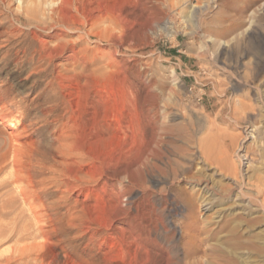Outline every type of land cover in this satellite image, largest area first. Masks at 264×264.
I'll use <instances>...</instances> for the list:
<instances>
[{
    "label": "rangeland",
    "instance_id": "rangeland-1",
    "mask_svg": "<svg viewBox=\"0 0 264 264\" xmlns=\"http://www.w3.org/2000/svg\"><path fill=\"white\" fill-rule=\"evenodd\" d=\"M18 1H11V10L29 6L55 27L30 40L18 27L8 43L3 34L16 25L0 8V108L18 122L16 138L0 116V257L20 249L25 258L14 264H158L137 258L132 236L121 221L113 222L117 199L106 184L111 159L125 136L142 138L141 106L152 93L160 120L174 125L177 144L197 124V143L205 140L211 149L205 147L210 165L220 143L201 127L214 123L213 133L242 134L237 155L244 174L260 166L247 152L256 146L259 117L248 118L247 110L236 125L231 116L240 100L256 107L264 102V0ZM235 38L244 47L233 49ZM25 39L32 44L27 56ZM44 43L53 47L50 59L41 57ZM203 160L198 157V168L204 165L219 181ZM151 184L162 186L155 179ZM191 184L182 181L180 192L168 196L166 225L152 233L160 242L161 233L170 234L175 246L167 245L181 250L208 248L213 242H204L202 227L218 231L230 213L199 203L196 224L174 198Z\"/></svg>",
    "mask_w": 264,
    "mask_h": 264
},
{
    "label": "bare ground",
    "instance_id": "bare-ground-1",
    "mask_svg": "<svg viewBox=\"0 0 264 264\" xmlns=\"http://www.w3.org/2000/svg\"><path fill=\"white\" fill-rule=\"evenodd\" d=\"M11 1L12 0H0V8L3 7L4 10L11 15V19H13L14 25H16L15 27L13 26L14 28H12L11 25V28H8L9 30L3 34L7 37L6 40L8 43H12L16 38L14 34L18 27L24 29L22 32L23 35L26 36L24 37L26 39L37 36V31L42 32L48 29H54V25L46 24V22H44L45 20H42V18L38 16L39 11L31 9L29 6H18V8H20L17 11L11 10ZM22 1L23 0H20V2H18L21 4ZM38 2L40 3V0ZM43 14H45V12ZM3 15L0 12V17ZM53 18L56 25V17ZM4 20L5 19H3V22H5ZM6 20L8 19L6 18ZM32 38L38 39V37ZM26 39L24 42L27 41ZM238 39L235 38L232 42V45L234 43L233 49L239 50L244 47L245 43ZM41 42L43 43L42 40ZM46 43L43 44L42 50L40 51L41 57L43 54L42 59H50L54 56L53 51H51L53 47L52 49L49 48L51 46ZM224 43L226 44L227 42ZM31 47L32 44H30V41L29 43L25 42V48L23 49L25 56L29 55ZM257 76L259 75L257 74ZM257 76H254V81H256ZM146 92L147 91L143 93L145 94ZM148 92H150V90ZM151 95L152 93L148 94L145 99L143 98L144 102H142L141 106L145 128L142 138L138 140L135 137L130 138L125 136L123 138L124 143L122 148L119 149V152L114 154L111 159L112 167L107 175L111 182L109 181L110 183L107 182L106 184L109 185L111 194L117 199V204L114 208L116 210L113 215V222L121 221L124 224V231L132 236L138 251H141L140 257L137 254V258L141 260L143 258V260H148V262L157 261L158 264H262L264 262V145L262 146V144H264V102H261L262 106L256 107L249 102L250 100L247 102H242L243 100H240L239 103L236 102L232 112L233 117L231 116L235 124L240 125L243 121L242 117H246L248 113L246 111L250 110L251 114H248V118L255 119L256 117L257 119V117H259V123L262 124V128L260 127V129L257 130L258 136L254 142L256 146L252 145V148L247 150L251 156H258V158H260V166L257 165V168H255V166V169L249 167V169L252 170L247 172L248 174H244V171H241L239 166L241 160L239 159V155H237L238 151L241 149L239 139L242 134L234 135V133H232L231 135L234 136H229L228 134H230V132L228 133L226 130L220 132L219 128L217 129L219 132L213 133L215 124L209 123L208 120L207 122L211 125L207 124L208 126L201 127L204 128L203 130L208 127L209 132L212 133L210 135L214 136L216 134L214 137L215 139L213 137L211 138L215 141L218 140L220 143V146L217 144L216 149L220 154L218 153L219 155L218 157L216 156L217 159H215V161H213V158L212 162H210V165L214 166L218 174H220V180L215 181L213 178L214 176L212 177L213 173L211 176L207 174L208 172L204 165L198 168V157L204 159L203 162L201 161L202 164L205 161L206 163L204 164L210 167L207 162L210 161L209 157L211 156L210 151L209 154L207 153L208 151L206 148L208 147L204 145L205 140L203 138V143L202 141L197 143L199 141L197 135L200 127H198L197 124L191 123L190 128H188V135L185 136L186 139H183V141L186 140L188 144L185 141V144H183V141L182 144H177L179 142H177V139L174 137V125L165 123L166 120H160L157 95ZM0 116L6 121V133L14 137L17 132L18 122L14 117L7 116L1 108ZM250 120L247 121L250 122ZM210 135L208 134V136ZM210 144L211 142L208 146H210ZM211 148H213V151L214 146H211ZM208 150L211 149L208 148ZM212 157H214L213 154ZM181 177L183 179L182 181H187V183H192L193 186H195L192 187L190 191L188 190L189 192L187 190H182V194L175 195V197L173 195V197L175 198V202L184 208L196 224L199 221V215H201L199 212L201 208H199V206L201 204L206 207L210 206V209H212V206L218 204L222 207L220 210L221 213L223 211H230L227 215H223L224 221L222 225H220L218 231L217 228H211L207 225L202 227V229L208 233V237L207 239L205 238L204 242H213L209 244V247L206 249H203L202 246L185 250H181L180 247H173L175 245L171 243L172 237L170 234H160L162 239L165 238L164 242H160L158 239L153 238L152 233L154 230H157L159 226L165 227L166 225L165 211L170 201L168 196L181 189ZM153 179L157 180L159 185L162 186L160 188L154 187L151 184ZM204 184L205 186L203 188L202 186ZM135 190H138L141 195L136 200H133L130 195ZM199 203L201 204L199 205ZM130 206L135 207L136 213L131 212ZM2 236H4V230L3 227L0 226V238ZM169 242L173 244V246L167 245ZM23 251L24 250L20 249L17 250L19 255L13 253L1 256L0 264H14L19 260H23L25 258ZM202 252L208 256V259L196 260L194 257ZM190 259L195 260L190 261Z\"/></svg>",
    "mask_w": 264,
    "mask_h": 264
}]
</instances>
